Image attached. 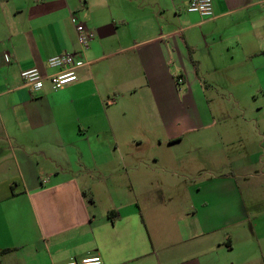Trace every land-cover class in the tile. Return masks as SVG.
Segmentation results:
<instances>
[{
	"label": "crops",
	"instance_id": "crops-1",
	"mask_svg": "<svg viewBox=\"0 0 264 264\" xmlns=\"http://www.w3.org/2000/svg\"><path fill=\"white\" fill-rule=\"evenodd\" d=\"M189 2L0 0V264H264V0H213L208 19ZM62 52L87 62L75 82L23 85ZM233 108L204 136L239 152L230 192L164 162L148 200L141 109L179 143Z\"/></svg>",
	"mask_w": 264,
	"mask_h": 264
},
{
	"label": "rangeland",
	"instance_id": "rangeland-1",
	"mask_svg": "<svg viewBox=\"0 0 264 264\" xmlns=\"http://www.w3.org/2000/svg\"><path fill=\"white\" fill-rule=\"evenodd\" d=\"M141 111L143 113L140 123L143 128L138 134L140 138L135 144L139 147L136 152L144 159L147 170L145 181L146 198L148 200L151 198L154 201L160 196L161 191L156 185L160 182L157 174L161 172V165L164 162H177L181 169L188 170L194 177L192 179H194L193 184L196 185V188L193 191L196 194L201 193V190L198 191L197 187L203 181L204 184H207L204 187L205 192L211 195L230 192L227 185H223V181L224 178L235 173L234 160L238 157L239 152L234 146H229L226 149L220 148L218 141H215L213 149L212 147L209 149L208 146H211V144H208L204 136L207 135V132L212 131L214 133L234 128L238 122L236 116L238 110L233 108L235 113L232 115L233 117H222V120L217 118L216 124L207 126L205 129L200 126L194 131H187L179 143L169 142L166 136V127L160 119L154 122L146 111L142 109ZM153 168H156V170L151 171ZM169 179L171 180V177ZM164 184V187L167 188L166 182Z\"/></svg>",
	"mask_w": 264,
	"mask_h": 264
},
{
	"label": "built area",
	"instance_id": "built-area-1",
	"mask_svg": "<svg viewBox=\"0 0 264 264\" xmlns=\"http://www.w3.org/2000/svg\"><path fill=\"white\" fill-rule=\"evenodd\" d=\"M187 10L198 12L206 19L214 17L213 0H190ZM76 29L81 47H88L94 38V33L81 22H77ZM86 63L85 60L78 58L75 52L55 54L48 59V64L55 69L54 71L43 74L37 67L26 68L21 71L23 85L38 91L44 87L46 80H50L55 89L63 88L78 79V69ZM178 81H182L181 76L178 77ZM60 264H104V261L99 254H94L81 259L74 258Z\"/></svg>",
	"mask_w": 264,
	"mask_h": 264
}]
</instances>
